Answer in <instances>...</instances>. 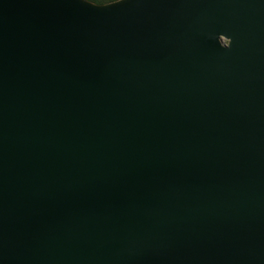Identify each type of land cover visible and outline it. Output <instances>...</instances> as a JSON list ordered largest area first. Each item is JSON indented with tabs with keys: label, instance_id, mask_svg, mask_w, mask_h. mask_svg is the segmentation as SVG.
Returning <instances> with one entry per match:
<instances>
[{
	"label": "water",
	"instance_id": "95a60500",
	"mask_svg": "<svg viewBox=\"0 0 264 264\" xmlns=\"http://www.w3.org/2000/svg\"><path fill=\"white\" fill-rule=\"evenodd\" d=\"M109 4L0 0V264H264V0Z\"/></svg>",
	"mask_w": 264,
	"mask_h": 264
},
{
	"label": "trees",
	"instance_id": "16d2710c",
	"mask_svg": "<svg viewBox=\"0 0 264 264\" xmlns=\"http://www.w3.org/2000/svg\"><path fill=\"white\" fill-rule=\"evenodd\" d=\"M115 1H118V0H88V2H91L96 5H105V4L115 2Z\"/></svg>",
	"mask_w": 264,
	"mask_h": 264
},
{
	"label": "clouds",
	"instance_id": "9594fccd",
	"mask_svg": "<svg viewBox=\"0 0 264 264\" xmlns=\"http://www.w3.org/2000/svg\"><path fill=\"white\" fill-rule=\"evenodd\" d=\"M86 2L88 3V0H86ZM110 5H113V4H108V5L101 6V7H106V6H110Z\"/></svg>",
	"mask_w": 264,
	"mask_h": 264
},
{
	"label": "rangeland",
	"instance_id": "374dc122",
	"mask_svg": "<svg viewBox=\"0 0 264 264\" xmlns=\"http://www.w3.org/2000/svg\"><path fill=\"white\" fill-rule=\"evenodd\" d=\"M226 42V41H225Z\"/></svg>",
	"mask_w": 264,
	"mask_h": 264
}]
</instances>
